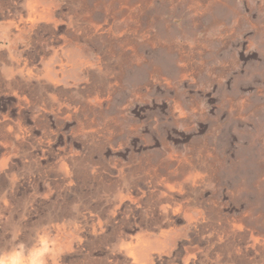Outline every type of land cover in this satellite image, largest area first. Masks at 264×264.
Returning a JSON list of instances; mask_svg holds the SVG:
<instances>
[{"label":"rangeland","instance_id":"1","mask_svg":"<svg viewBox=\"0 0 264 264\" xmlns=\"http://www.w3.org/2000/svg\"><path fill=\"white\" fill-rule=\"evenodd\" d=\"M0 264H264V0H0Z\"/></svg>","mask_w":264,"mask_h":264},{"label":"bare ground","instance_id":"2","mask_svg":"<svg viewBox=\"0 0 264 264\" xmlns=\"http://www.w3.org/2000/svg\"><path fill=\"white\" fill-rule=\"evenodd\" d=\"M241 226V225H240Z\"/></svg>","mask_w":264,"mask_h":264}]
</instances>
